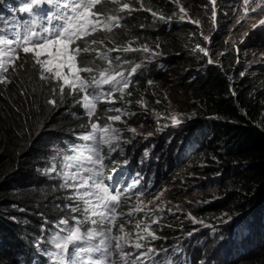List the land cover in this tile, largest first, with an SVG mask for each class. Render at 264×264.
Here are the masks:
<instances>
[{"label":"clouds","instance_id":"obj_1","mask_svg":"<svg viewBox=\"0 0 264 264\" xmlns=\"http://www.w3.org/2000/svg\"><path fill=\"white\" fill-rule=\"evenodd\" d=\"M201 1L205 8L206 23L204 22L199 27L191 22L202 23L197 12L198 0H179V3H174L172 0H144L146 8L151 7L158 16L163 15L165 20L153 19L151 14L144 10L133 11L131 15L124 12L121 13L125 17L121 27L113 30L115 36L98 31L88 37L89 40L105 41L104 45L98 46L101 51L105 47L141 48L147 45L150 49L160 53L150 60L143 52L110 53L114 70L123 68L130 71L134 64H141L142 67L131 77V83L124 93L123 100L117 92L114 94L117 101L114 105L106 102H99L96 105V121L101 125L110 123L113 127L122 129V139H132L134 134L128 129L136 130L133 143L124 146L125 156L130 159L131 163L127 167L117 168L116 172H123L127 183L132 182L136 173H140L143 177L139 188L143 194L138 197L137 190L134 189L126 198L121 199L117 212L127 213L129 209L135 208L138 204L143 211L133 217L120 216L115 222L113 233L120 234L119 228L123 225L125 233L134 234L137 231L136 222L142 220L151 224L152 219L146 217L145 213L154 212L157 206H160L164 211L157 213L160 217L159 224L153 225L151 230L161 239L152 242V246L157 250L168 248L173 264H236L237 262L253 264L251 259L264 250V207L259 208L264 200L259 203L260 197L257 195L250 205L237 209L235 205H231L229 201L231 197L227 191V181L233 172L228 170L227 173H211L220 169L216 166L221 158L218 156L205 157L201 151L213 136L214 131L199 123L202 118H199L197 110L191 107V100L195 101L192 97L194 91L189 90L188 82L183 84L179 82L178 72L183 73L186 68L180 67L181 70H178L171 64L169 59L172 53L163 46L162 35L165 30L176 29L177 25L182 22L197 26L196 32L201 41H195V46L200 47V50L208 51L206 64L211 60L210 64L215 63L223 69L228 77L227 79L225 77V81L231 85L233 92L235 91L234 83L236 82L237 85V82L243 78H247L264 89V75L251 72V64L242 59V56L248 59L254 56L255 51L250 48L254 47L258 40L264 41V31L252 28L253 24L264 18V12L253 13L248 18L242 19L244 16L242 0L239 2L238 0H217L214 24L213 6L210 0ZM128 2L129 0H121V4ZM19 3L20 0H3L0 3V13L7 14L12 7H18ZM130 6L133 9L140 8L138 2H132ZM181 6L186 10V15L180 13ZM97 7L101 11H108L119 6L109 2ZM17 15L22 14L17 13ZM182 15H185L184 19H181ZM169 18L170 22H166ZM238 20L241 21L239 24ZM229 33H234V36L229 37ZM245 33L248 35L246 36ZM204 37H208L209 40ZM215 38L219 42H216ZM157 44L159 48H156ZM243 44L249 45L245 47ZM248 48L250 55L245 54ZM21 56L24 58L22 61L24 67L18 68L15 74L10 75L12 83L20 76L39 77V70L32 66L31 55L21 52ZM94 56V53L84 54V62L99 69L107 67L106 61L95 60L93 64ZM117 56H120L121 61L127 60L129 63L121 65L115 59ZM225 59L231 63L237 75L234 72H226ZM198 69L206 73L203 67H198ZM241 73L245 75L241 76ZM96 74L98 75V72ZM82 75L87 76V74ZM193 78L197 79V76L192 71L186 81ZM149 81L152 83L149 84ZM12 83L6 87L0 85V93H6ZM128 92H131V95H128ZM236 95L240 100H244L245 92L237 88ZM253 98L255 101L259 100L255 110L246 105L241 108L249 116L257 119L258 123H263L264 92H256ZM109 108H120L122 112L129 115L122 116L121 121H109L108 116L117 114L109 112ZM53 110L55 113L66 111L65 122L51 125L44 132L37 134L35 141H30L28 145L32 144V149L29 152L26 166L32 170L34 178L30 181L21 180L22 184L27 183L28 185L26 189H29L30 195L27 196L31 197L34 191L42 193L41 202L44 209L38 206L32 207L23 201L19 195L22 191V187L18 184L20 182L11 178L7 188L9 193H6L8 195L0 196L1 201L6 200L5 213L10 223L8 234L0 230V259L2 262L5 258H9L15 264L20 261L35 260L42 261V264H50L42 254L43 250L49 246L46 243L41 244L39 249L35 246L41 236L40 226L45 218L54 222L60 216L69 215L67 211H60L54 206L57 203L69 202L64 199L67 193L58 188L59 179L55 178L54 174L45 175L43 170L51 165L53 156L57 157L59 167L60 155L67 152V146L71 143H80L76 137L77 134L88 130V128L80 127L88 125V117L84 109L74 103L72 97H66L64 102ZM133 113L135 115H131ZM173 115L183 120L179 127L170 126ZM164 125H169V127H164ZM170 140L171 143H169ZM145 151L149 152L148 158L144 157ZM111 158L123 164L124 157H120L117 153H113ZM141 160L145 162L139 163ZM105 163L108 165L106 173L112 174L113 165L108 160ZM208 167L211 169L208 170ZM212 180L223 181L220 187L226 186L225 192L217 186L214 191L205 193L202 199L192 201V204L188 206V209L194 212L191 217H198L196 220L203 221V223H193L189 215L183 212L176 215L173 211L175 203L188 205V201L185 200V202L182 199L188 185L193 183L194 187L199 188L205 183L210 184ZM120 187L125 188V184H121ZM168 209H171V212ZM229 216L232 217L231 221L221 222V218L227 220ZM48 227H51V223ZM188 233L192 235L189 236ZM177 244L181 246L179 252L173 250ZM158 259H163V257Z\"/></svg>","mask_w":264,"mask_h":264},{"label":"snow or ice","instance_id":"obj_2","mask_svg":"<svg viewBox=\"0 0 264 264\" xmlns=\"http://www.w3.org/2000/svg\"><path fill=\"white\" fill-rule=\"evenodd\" d=\"M109 2L119 7L108 11H101L97 7ZM132 2H138L140 8L133 9L130 6ZM172 2L179 3V0ZM210 3L213 6L212 19L215 24L217 0H210ZM242 4V19L253 13L264 12V0H242ZM139 10L148 11L153 19L165 20L163 15L158 16L151 7L146 8L144 0H129L123 4L121 0H20L18 7H12L7 14L0 13V85L6 87L12 83L10 75L24 67L21 52L30 54L33 68L39 70L41 87L46 89L45 103L55 108L66 97H72L88 117V125L80 126L88 130L76 137L80 143L67 146V152L60 155L59 167L57 157L53 156L51 165L43 170L45 175L54 174L59 179L58 188L67 193L64 199L69 201L54 205L60 211H67L69 215L60 216L54 222L45 218L40 226L41 236L35 246L38 249L44 243L49 246L42 254L50 264H173L168 248L157 250L152 246V242L161 239L151 229L153 225L159 224L160 217L157 213L164 211L162 207L157 206L154 212L145 213L146 217L152 219V223L138 220L134 234L125 233L123 225H120V234L113 233L115 222L120 216L133 217L143 211L138 204L127 213L117 212L121 199L126 198L134 189L137 190L138 197L143 194L139 191L143 180L140 173H136L132 182L127 183L123 172H116L117 168L127 167L131 163L125 156L124 146L133 143L136 130L128 129L134 134L132 139H122V129L113 127L110 123L101 125L95 119L96 105L99 102L114 105L117 102L114 94L117 92L123 100L131 77L142 67L141 64H134L130 71L123 68L114 70L110 53L143 52L149 60L160 53L147 45L141 48L105 47L101 51L98 46L104 45L105 41L89 40L88 37L98 31L115 36L113 30L120 28L125 19L121 13L131 15L133 11ZM17 13L22 15L18 16ZM180 13L186 15L182 6ZM166 22H170V18ZM240 22L237 21L238 24ZM252 28L264 31V18L253 24ZM204 39L209 40L208 37ZM156 48H159L158 44ZM201 51L208 55L206 49ZM92 53L95 54L93 64L95 60L106 61L107 67L99 69L86 64L83 55ZM115 59L121 65L129 63L127 60L121 61L120 56ZM243 75L245 73H241ZM25 94V90H21L20 95ZM127 94L131 95V92ZM108 111L117 113L108 116V120L113 122L121 121L122 116L129 115L120 108H109ZM182 123L183 120L177 116L171 117L170 126L179 127ZM171 142L170 140L169 143ZM113 153L124 157L123 164L111 158ZM144 157H149L148 151L144 152ZM106 160L113 165L112 174L106 173ZM121 184H125V188L122 189ZM168 211L171 212V209ZM188 215L193 223H203L191 217L190 213ZM231 219L230 216L227 220L221 218V222L227 223ZM188 235L191 236L192 233ZM173 250L179 252L181 246L177 244ZM160 257L163 259H158ZM18 264H42V261H20Z\"/></svg>","mask_w":264,"mask_h":264},{"label":"trees","instance_id":"obj_3","mask_svg":"<svg viewBox=\"0 0 264 264\" xmlns=\"http://www.w3.org/2000/svg\"><path fill=\"white\" fill-rule=\"evenodd\" d=\"M198 13L202 23H206V13L201 0L197 3ZM189 22L179 23L176 29L165 30L162 35L163 46L172 53L170 62L178 70L186 68L183 73L178 72L179 82H188L189 90L194 91L191 107H194L202 118L199 123L203 127L211 128L213 136L202 148L203 156H218L221 161L216 166L220 169L211 173H233L228 178L227 191L230 194L231 205L243 209L250 205L252 199L260 197L264 200V122L249 116L241 107L244 105L252 110L256 109L259 100H254L256 92H264L255 83L243 78L234 83V92L231 85L225 81L228 78L223 69L215 63L206 64L207 56L195 46V41H201L197 35L198 27ZM207 26V24H206ZM216 42H219L215 38ZM226 72H237L231 63L225 59ZM203 67L206 71L198 69ZM186 71V73H185ZM194 72L197 79L186 81ZM237 88L245 92L244 100H240ZM35 89V91H34ZM6 90V89H5ZM25 90L24 96L20 95ZM46 89H42L41 82L35 75L20 76L14 80L8 91L0 95V196L8 195L7 188L11 178L22 187L19 195L32 207L44 209L41 202L42 193L34 191L31 197L27 183L34 178L31 169H28L27 159L32 149L30 141L37 139V134L44 132L53 124L64 123L66 111L55 113L53 108L45 103ZM33 101L35 103H33ZM197 102V103H196ZM264 108V107H263ZM30 166V165H28ZM208 170L211 167L207 168ZM233 169V170H232ZM254 191V192H253ZM0 198V230L8 234L10 223L5 213V202ZM264 207V201L260 209ZM253 264H264V250L255 255ZM0 264H15L11 259H0Z\"/></svg>","mask_w":264,"mask_h":264},{"label":"rangeland","instance_id":"obj_4","mask_svg":"<svg viewBox=\"0 0 264 264\" xmlns=\"http://www.w3.org/2000/svg\"><path fill=\"white\" fill-rule=\"evenodd\" d=\"M233 36H234V33H229V37H233ZM226 40H228L229 42H233L230 39H226ZM248 45L249 44L244 45V46L247 47ZM250 49L251 50L254 49L255 55L252 57L250 56V59L242 56V59H245L246 63L251 64V67H250L251 72H257V74L262 73L264 75V65H261V64H264V41L258 40V42L255 43L254 47L252 46ZM250 49L248 48L246 50V53H245L246 55H250V52H248ZM222 183L223 181L221 180H212L210 184L205 183L204 186L199 187V188H197L196 186L194 187L193 183H191L190 185L187 186L186 191L182 195V199H184V201L185 200L188 201V205H185V203L183 204L175 203L173 207L174 208L173 211H175L176 215H179L182 212L186 213L187 215L189 213L190 214L194 213L188 209V206L192 204V201H197L198 199H202L203 196H205V193L214 191V189L217 186L220 187ZM225 187L226 186H223L222 188L220 187L222 192H225V189L227 188ZM195 218L197 219L198 217H195ZM236 264H240V262L239 263L237 262Z\"/></svg>","mask_w":264,"mask_h":264}]
</instances>
